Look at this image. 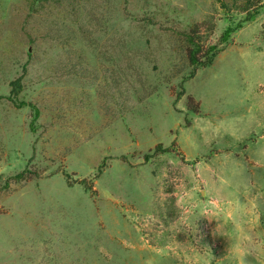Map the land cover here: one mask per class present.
<instances>
[{
  "label": "rangeland",
  "instance_id": "rangeland-1",
  "mask_svg": "<svg viewBox=\"0 0 264 264\" xmlns=\"http://www.w3.org/2000/svg\"><path fill=\"white\" fill-rule=\"evenodd\" d=\"M243 1L0 0V264H264Z\"/></svg>",
  "mask_w": 264,
  "mask_h": 264
},
{
  "label": "trees",
  "instance_id": "trees-1",
  "mask_svg": "<svg viewBox=\"0 0 264 264\" xmlns=\"http://www.w3.org/2000/svg\"><path fill=\"white\" fill-rule=\"evenodd\" d=\"M260 0H244L242 5H241V11L246 12V17L242 22L245 21H250L252 19H254L256 12H257V5L259 3ZM255 7H253V6ZM258 6H261L258 5ZM253 8V9H252ZM241 22V23H242ZM241 23H238L236 27H227L222 36H221V40L223 42L227 41L228 38L230 37L231 33L236 29L241 27ZM186 42L188 43L189 47V51H188V58L190 60V63L194 66H203V65H209L211 63L212 57L214 55H216V53L218 52L217 47L215 45L209 46L206 51L204 52V56H205V60L204 61H200V59L198 58L197 54L201 51V47L199 44L194 42V39L192 38L191 35H186ZM21 173L15 175L16 178L21 179L23 177H21Z\"/></svg>",
  "mask_w": 264,
  "mask_h": 264
},
{
  "label": "clouds",
  "instance_id": "clouds-1",
  "mask_svg": "<svg viewBox=\"0 0 264 264\" xmlns=\"http://www.w3.org/2000/svg\"><path fill=\"white\" fill-rule=\"evenodd\" d=\"M239 264H246L245 256L242 255V256L240 257Z\"/></svg>",
  "mask_w": 264,
  "mask_h": 264
}]
</instances>
